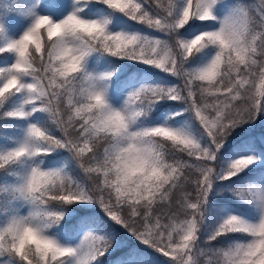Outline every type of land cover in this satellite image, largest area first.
<instances>
[{
  "label": "snow or ice",
  "instance_id": "obj_1",
  "mask_svg": "<svg viewBox=\"0 0 264 264\" xmlns=\"http://www.w3.org/2000/svg\"><path fill=\"white\" fill-rule=\"evenodd\" d=\"M64 2L0 6V120L12 122L0 124V264H95L120 245L97 231L61 243L73 204H98L171 264H264V0H71L57 14ZM14 17L28 24L18 38ZM128 20L155 34L122 30ZM110 58L171 82H140ZM162 100L179 111L148 121ZM183 113L197 136L168 123ZM61 150L82 180L58 166ZM233 177L239 214L210 200Z\"/></svg>",
  "mask_w": 264,
  "mask_h": 264
},
{
  "label": "trees",
  "instance_id": "obj_2",
  "mask_svg": "<svg viewBox=\"0 0 264 264\" xmlns=\"http://www.w3.org/2000/svg\"><path fill=\"white\" fill-rule=\"evenodd\" d=\"M13 0H0V6L12 3ZM246 2H255L258 3V0H246ZM57 14L62 15L66 11L65 2L61 7L56 10ZM127 19V18H125ZM16 20V21H15ZM20 21L18 18L14 17L13 24H17ZM122 30L126 31H141L149 34L151 30L145 29L142 25L136 24L134 21L128 20L125 25H121ZM111 61L117 66V72L119 73V66L123 65L126 68H130L132 71L126 73V75L137 74V78L140 82L147 83H162V82H171L167 74L160 72L158 69H155L148 65H138L133 61L128 60H118L117 58H110ZM96 64L99 63L101 66H104L106 61L103 58H100L99 61L95 60ZM1 62V61H0ZM177 102L162 100L159 105L151 110L148 115V121H156L163 116H169L173 110L179 111V108L176 106ZM171 124H179L183 129L189 131L192 135L197 136L199 130V124L192 119L189 113H183V117H174L173 119L168 120ZM3 123H12L11 121L0 120V124ZM248 126L246 125L245 128ZM255 128L257 130H264V116L258 117ZM244 135L245 133L241 129H237L236 133H233V137H230V141L233 140L237 135ZM203 142V140L201 141ZM228 147V146H226ZM225 151V150H222ZM58 161H61L63 167L66 168L68 174L74 179L82 180L83 173L74 163L70 165H65L63 161L68 157V153L63 150L60 151V154H52ZM227 157L222 159L221 167H227L226 163ZM248 170L245 169V172ZM244 173H240V176H243ZM243 182L238 180L237 177H233L231 181H221L217 180L214 185V190L218 192L214 197L210 194V200H213L215 203H218L221 206H228L233 210H237L239 213L240 210H246L247 205L242 204L228 189L231 187L242 186ZM65 220H69L70 224L73 226L71 237L65 236L63 232L55 231L61 238L66 241L73 240L77 237L78 232L84 228H91L93 231H97L99 234L109 236L110 239L119 238L121 240L120 245L117 248H114L110 253L100 256L95 264H132L134 260L144 259L148 261V264H171L169 259L163 256L160 252L156 251L153 248H150L146 245L141 244L136 240L132 235H130L124 228L120 225L115 224L110 221L107 216L104 214V211L97 204H91L89 207L84 205H67L64 207ZM72 211V214H69ZM220 216H212L206 219L204 228L211 230L222 218ZM103 222V224H101ZM63 223V222H62ZM59 228V225L57 226ZM114 243V242H113ZM221 246V245H218Z\"/></svg>",
  "mask_w": 264,
  "mask_h": 264
},
{
  "label": "rangeland",
  "instance_id": "obj_3",
  "mask_svg": "<svg viewBox=\"0 0 264 264\" xmlns=\"http://www.w3.org/2000/svg\"><path fill=\"white\" fill-rule=\"evenodd\" d=\"M71 3V0H65V4H66V11L63 13V14H66L67 11L69 10V5ZM62 14V15H63ZM16 21V20H15ZM18 23L17 24H14V28H13V38H18L20 34H22V31L28 26L27 22H24V21H17ZM3 61H1L0 63H2ZM8 63H11L12 62V57L9 56L8 58ZM94 65H96V61L95 59H92L90 58L89 59V64H88V67L91 68L93 67ZM166 116H163L161 118H159L158 120H156V122H161L164 120ZM169 123V122H168ZM172 127L174 128H182L179 124H171L169 123ZM183 129V128H182ZM58 166L60 167H63L62 163L58 164ZM91 204L89 205H86L85 207H89ZM98 205V204H97ZM99 206V205H98ZM100 207V206H99ZM70 214H72V211L70 212ZM239 214V213H237ZM86 231H93L91 228H84V229H81L79 232H78V235L75 239L73 240H70V241H66L65 239L61 238L58 234H56L54 232V235L55 237L61 242V243H70L72 246H75L77 245L79 242H80V239L82 238V236L84 235V233ZM118 246H116L115 243H112V245L108 248V250L105 252V254H108L110 253L114 248H117Z\"/></svg>",
  "mask_w": 264,
  "mask_h": 264
}]
</instances>
